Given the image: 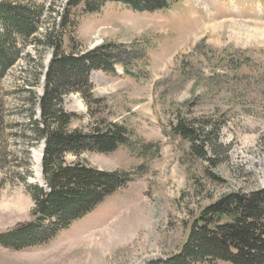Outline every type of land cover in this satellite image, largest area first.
I'll return each instance as SVG.
<instances>
[{
    "label": "rangeland",
    "instance_id": "374dc122",
    "mask_svg": "<svg viewBox=\"0 0 264 264\" xmlns=\"http://www.w3.org/2000/svg\"><path fill=\"white\" fill-rule=\"evenodd\" d=\"M67 1L33 2L60 12ZM165 3L171 11L137 12L121 3H106L96 13L82 5L71 10L75 27L63 35V49L84 54L101 45L124 46L129 74L119 66L116 74L91 72L92 94L101 101L91 117L80 96L64 97L63 110L81 117L70 129L117 124L128 145L106 155H67L64 162L128 173L130 181L47 243L21 251L0 246V264H166L180 253L200 210L223 194L264 186V0ZM49 12L39 36L57 17ZM25 52L35 60L28 66L19 61L0 80L8 127L23 122L25 115H16L30 108L23 90L42 95L50 51L40 57L31 47ZM180 120L214 125L215 152L211 143L201 144L210 161L173 133ZM12 132L5 131L12 163L0 172V234L34 218L32 196L20 180L24 146ZM42 148L29 149L27 185H42L40 164L38 176L34 171Z\"/></svg>",
    "mask_w": 264,
    "mask_h": 264
},
{
    "label": "trees",
    "instance_id": "16d2710c",
    "mask_svg": "<svg viewBox=\"0 0 264 264\" xmlns=\"http://www.w3.org/2000/svg\"><path fill=\"white\" fill-rule=\"evenodd\" d=\"M33 1L0 0V80L5 79L19 61H25L28 66L35 60L25 52L28 47L39 57L42 52L50 51L44 69L42 95L37 97L30 90L22 91L27 95L26 105L30 108L16 117L24 114V121L8 127L0 106V172L12 163L5 135L6 129L11 128L13 141L24 146L21 151L25 173L20 180L30 191L34 203L31 222L0 234V246L14 251L47 243L74 221L91 213L106 198L125 188L130 181L128 173L99 171L64 162L67 155H106L115 152L119 146L128 145L126 130L117 124L97 126L87 132L70 129L72 121L81 117L63 110L64 97L70 94L80 96L91 117L92 107L98 108L101 104L92 94L91 72L116 74L115 67L119 66L129 74L126 62L129 52L124 46L101 45L84 54L73 46L67 52L63 49V35L75 27L71 10L82 5L85 12L96 13L106 3H121L137 12L170 10L165 0H68L60 12H53ZM47 12L57 17L49 19L48 28L39 36L48 23L45 21ZM14 94L19 95L20 90ZM214 129L211 122L188 124L184 120L172 128L174 134L190 142L198 158L209 161L202 145L212 142L210 135ZM40 144L43 146L40 161L42 185H27L26 177L30 176L31 166L29 149ZM210 147L215 152L212 143ZM209 262L264 264V186L246 193L223 194L200 210L191 222L187 241L180 253L166 264Z\"/></svg>",
    "mask_w": 264,
    "mask_h": 264
},
{
    "label": "bare ground",
    "instance_id": "6f19581e",
    "mask_svg": "<svg viewBox=\"0 0 264 264\" xmlns=\"http://www.w3.org/2000/svg\"><path fill=\"white\" fill-rule=\"evenodd\" d=\"M39 153L34 156V163H35L34 171H35L36 176L39 175V164H40V154Z\"/></svg>",
    "mask_w": 264,
    "mask_h": 264
}]
</instances>
